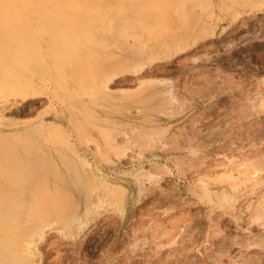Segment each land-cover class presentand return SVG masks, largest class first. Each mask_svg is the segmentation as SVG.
Wrapping results in <instances>:
<instances>
[{"label":"rangeland","instance_id":"1","mask_svg":"<svg viewBox=\"0 0 264 264\" xmlns=\"http://www.w3.org/2000/svg\"><path fill=\"white\" fill-rule=\"evenodd\" d=\"M127 1L122 5L130 13ZM249 1L244 6L237 0L214 30L156 59L146 52L137 59L136 51L154 52L163 39L170 45L184 37L185 26L173 15L168 28L159 27L158 15L156 25L148 16L152 26L148 19L144 27L132 11L134 16L127 15L137 27L122 35L118 25L46 24L47 14L35 1L19 28L8 10L0 11V17L12 20H0V137H24L50 108L60 107L70 119L64 132L93 171L88 177H96L99 188L107 182L111 190L78 235L46 231L40 264H264V224L253 220L254 210L264 208V181L251 188L246 178L252 173L241 174L238 181L246 180L247 187L235 192L233 208L221 207L213 195L231 185L223 174L236 163L262 159V165L258 159L249 163L260 169L254 175L264 174V102L258 101L264 97V0ZM122 60L139 66L117 71L116 61ZM16 71L46 83L41 101L24 104L13 94L7 81ZM106 140L112 150L105 148ZM242 167L248 165L240 166L243 173ZM214 170L222 174L211 175ZM205 178L214 191L209 199L217 204L198 194ZM112 183L125 188L123 201Z\"/></svg>","mask_w":264,"mask_h":264},{"label":"bare ground","instance_id":"2","mask_svg":"<svg viewBox=\"0 0 264 264\" xmlns=\"http://www.w3.org/2000/svg\"><path fill=\"white\" fill-rule=\"evenodd\" d=\"M33 1L39 4L40 8L45 12V14H47V16L45 15V19L48 20L44 21L46 24H48V21L49 23L50 21H54L52 24H56L55 22H57L59 26H72L77 24V22L80 20L85 25L87 24V26H91L93 28L91 24L92 22H95L99 23L102 28L107 27L110 29L111 27H116L115 29H118V26H120V29H122V35H127L130 32L133 33V31H130V29H132L131 27L134 26L135 21L133 24V21L128 18V15H131L130 13H132V16H134L133 12H135L137 14L136 19L139 21L138 25L144 27L147 25L148 19L150 21L152 19V21H154L153 23L155 24L157 23V19L161 17L158 20V22L161 21V23H158L159 27L161 28L164 25L166 26L168 23H170V19L172 18H170L169 21L168 15H170V17L173 15L176 17L178 22L185 26L184 28L186 29V32L184 34L186 36H181V38L179 36L177 39H173V41L170 42L171 38H169V35L167 39L169 40L170 45H168V43L163 39V41H161L165 43V47L163 46L164 43L158 42L159 44L161 43V45L158 44L159 47L157 46V49H154V52H150L151 54L147 53L144 47L142 51L140 50V53L136 51V53H138V56H135L137 59L141 57L144 58L145 52L146 54L151 55V58L154 55V58L156 59L157 57H165L166 53L173 52L174 50H180L184 44L188 45V42L193 40V37L195 38V36L199 34L204 36V34L207 33L203 32L214 30L215 25L221 19L220 16L222 17V15H230L237 0H167L168 3L166 0H145L143 4H140L143 2L141 0H128L127 2L130 4L128 6L130 7L128 8L130 13H128L129 11L122 5V0H114L115 3L112 2L113 0H108L110 1V4L107 0H0V11L8 10L10 14H12L11 19H14L15 23L17 22L16 26L19 28V26H23L22 20L24 18L28 19L29 16H26L25 14L31 11ZM242 1L244 3L248 1L247 3L250 4L249 0ZM124 2L126 3V0H123V3ZM112 3L114 4L113 6L111 5ZM244 3L243 5L246 6L247 3ZM254 4L255 3L253 2V5ZM238 6L240 7L241 4ZM213 7L220 8V12L214 13L212 10ZM154 15H158L159 18L154 17ZM148 16L151 19L148 18ZM3 19H5V22H12V20L11 22L8 21V19L10 20V16H6V18L0 17V20ZM152 21L149 27L152 26ZM173 22H175V20ZM160 24H162V26H160ZM28 25L27 26L30 27V24ZM77 26H79V23ZM166 28L168 27L166 26ZM137 30L140 29L137 28L135 31ZM149 30L151 31V28ZM181 30L183 31L184 29L182 28ZM20 33L21 31L18 30L15 33L18 35L17 41L21 38L19 36ZM199 37L200 36H198V38ZM31 39H33L32 36ZM142 43L145 42L143 41ZM144 46H146V44ZM133 54H135V52ZM122 62L119 63L116 61L117 66L114 68L118 69L117 71H123L129 68L132 70L139 66L137 65V61V64L131 62V65L128 63V60L126 61V64H124L125 60H122ZM114 65H116L115 62ZM23 75L21 72L16 71L15 74L12 73L10 80L7 81L14 90L13 94L20 97L22 100L21 102H27L28 105H32L37 100L41 101L40 98L44 93H46L47 90L46 83L42 81L44 84H40L36 81L25 79L22 77ZM141 80L140 83L144 81L143 80L141 82ZM2 83L3 82L0 79V84ZM163 92L166 93V91ZM164 97H166V95L162 98ZM257 97H255V100ZM259 98L260 97H258V99ZM261 100L264 102V97H261V99L258 101L260 102ZM162 101L164 102V100ZM262 102H260V104H262ZM20 106L21 107L17 108V110L20 112L24 111L25 106ZM62 112L63 111L60 110V107L53 106L47 113L43 114L39 118L38 122L29 126L23 131V133L27 132L24 134V137L15 138L12 136L7 137L3 135L0 137V264H40L42 258L41 251L39 250V243L46 236V231L49 229H56L68 238L73 237V235H78L86 225L88 217H90L89 215L92 213L94 208L97 207L96 205L99 204V201L101 202L103 200L102 196L111 193V190L109 191L107 188L108 186L105 184L107 182L104 181L103 184L101 180V183H99L102 184L103 188L106 187V191L104 193L98 191V189H102V187L99 188L101 185H96V177L91 178L93 171L92 169L89 171V169L85 167L87 161L84 158V155L80 154L79 145H77L75 141H72L68 137L67 133L64 132L63 127L66 123V120L70 121V119H67V116H64ZM61 114L64 117H62ZM105 139L106 138L104 137V140ZM104 143L105 148L107 149L109 147H114L108 140H106ZM112 149L113 148L110 150ZM261 160L258 159L260 164ZM253 161L254 159H251L248 162L244 161L245 165H248V168L246 169L242 167L243 173L241 172L242 169L240 170L241 165L245 167L244 164H241L243 161L239 163V166L236 165L237 163L235 164L236 166L233 165L234 167L231 168V170L228 168L231 172L226 171V169L225 174L227 175H223L225 177L227 176L232 183L230 185L229 182V185H227L226 180L228 178H225L226 180L224 179V182L221 177V180L226 183V186L224 188L222 187L221 191L214 193L209 185L208 179H202V181H200V190L198 192V194L201 193L199 196H206V198L209 199V196L214 193L213 195L216 198L215 200L220 206L229 205L233 208L238 197V195L236 196L235 192L238 189L241 190L240 185L245 184L248 181V183H250L249 186L253 187L260 181H264V177L261 176L264 174L261 173V175L258 176L259 174L257 173L258 177L254 175L256 172H258L257 169L259 168L256 169L255 165L254 167L251 163H249ZM232 162L234 163V161ZM255 162H253V164ZM70 164H73L75 167L73 168V166ZM256 165L258 167V164ZM250 166L255 169L250 168L252 170L250 171ZM245 170L247 173H245ZM261 170H264V168L261 167ZM214 171L215 172H208H211V175L213 173L219 174L220 172H218V170L217 172L216 170ZM89 172L92 175L90 174L91 176L89 175L88 177ZM250 172L252 173L251 175H249ZM220 173L222 174V170ZM241 174L242 176L245 174H247V176L249 175L248 178H246L247 181L244 179V182L242 180L238 181L241 177ZM49 175L50 178H48ZM212 179L210 182H212ZM58 180H63L67 183V185L63 186L62 184H55ZM222 181L221 183L224 184ZM93 183L94 185H92ZM244 187H247L246 184L242 188ZM111 188L114 189V193L118 195V199L123 201L125 188L121 185L119 186L118 183H116V185L112 183ZM98 192L102 194V199L99 197L100 195H97ZM240 193L242 194V192ZM96 195L98 198H95ZM211 199L209 200L211 201ZM215 200H213L214 204L216 203ZM225 206L221 207L225 208ZM258 207L261 206H257V208ZM260 209L262 210L264 208L254 210L255 215L253 220H259L258 223L261 225L264 224V212H262L264 210L260 211ZM254 259L250 260L249 258V261H254Z\"/></svg>","mask_w":264,"mask_h":264}]
</instances>
